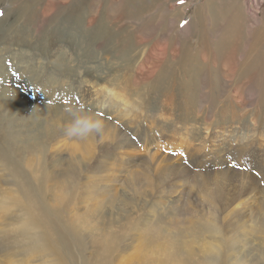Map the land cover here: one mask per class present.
<instances>
[{
  "label": "rangeland",
  "instance_id": "obj_1",
  "mask_svg": "<svg viewBox=\"0 0 264 264\" xmlns=\"http://www.w3.org/2000/svg\"><path fill=\"white\" fill-rule=\"evenodd\" d=\"M37 1L34 0V6ZM56 1L40 0L39 7L33 6L30 10L18 9V4H14L12 15L5 18L10 0H0V102L3 103L0 111L5 115L4 125L10 130L23 132V136L28 137L25 145L40 142L37 148H46L50 166L54 164L50 160L55 163L57 158L66 161L72 155L87 161L86 164L90 162L77 183L81 186L79 189L75 187L66 194L57 186L52 193L50 189L45 192L46 207L48 204L71 218L84 219L89 215L92 218L89 221L99 226L105 235L117 236V247L111 256L113 264H155L165 253L174 254V264H182L181 259L184 264H264L263 87L259 73L251 80L240 77V66L248 52L246 47L250 49L257 39L251 34L250 27L239 24L241 35L236 40L235 66L229 67L227 62L219 59L218 51L205 55L209 61L202 63L211 69L204 72L207 74L205 88L198 86L196 89L205 92L207 100L201 110L199 107L185 108V105L147 106L133 109L131 116L124 117L120 112L109 115L105 110L99 113L97 109L83 108L97 118L100 116L98 119L104 118L106 126L102 136L92 137L87 155L82 139L65 135L78 107L73 105L76 100L72 93L61 86L41 90V82H36L53 76L65 85V81L79 78L92 65L89 63L88 66L86 60H82L85 67L75 66L72 55L78 52L77 43L70 36L69 29L74 28L63 27L60 21L58 25V13L72 0L60 2L61 5L55 7L50 4ZM124 2L122 0L121 4ZM203 2L164 0L163 9L171 6L182 13L179 19L182 21H178L172 32L167 31L164 21H156L154 17L146 20L147 25L144 19H135L137 24L133 26L138 29L139 37L142 38V33L148 29L152 28L153 34L163 29L160 38L165 33L167 40L158 43L166 48L165 60L154 73L136 78L135 86L147 88L154 81L173 57L172 48L178 40V30L188 24V19ZM261 2L262 13L264 0ZM121 4L117 10L118 3L114 5V14L120 13ZM17 11H27L30 21L26 25L22 17L18 26L11 29L8 22L15 19ZM108 13L111 14V9ZM121 14L125 20L126 14L122 11ZM150 14L155 15L154 11ZM207 18L210 20L208 14ZM220 22L223 20L219 16L201 31L202 34L211 33L216 44L223 31ZM191 31L195 32L192 28ZM194 35L185 40L190 46L199 40V35ZM204 42L210 43V38ZM94 50L101 54L98 47ZM63 56L67 59L64 60ZM98 61H102L101 56L95 62ZM32 62L42 76L36 78V70L33 73L28 70L27 77L32 79V83H28L24 71ZM152 67H157L154 59L147 62L143 72ZM76 85L80 91L79 84ZM135 86L133 83L130 90L136 89ZM54 90L59 91L56 92L59 102L70 106L46 100L43 94ZM9 92L13 95L9 96ZM81 93H84L82 87ZM142 96L144 101L146 97L153 99L150 94ZM236 96L245 101L240 103ZM136 98L137 95L132 94L131 100ZM50 100L56 101L52 97ZM150 101L147 100L148 105L154 103ZM35 123L39 124L38 129L34 127ZM56 128L61 130L57 132ZM2 130L0 135L13 141L8 142L9 155H0V161L12 155L10 159L24 162L29 154L34 153L15 154L12 151L14 134ZM16 143L23 146L21 141ZM0 167V191L11 193L12 190L6 189L10 186L3 183L6 177L1 175L4 170ZM98 168L104 172L99 173ZM97 174L108 175V178L97 189L89 185L85 187V183ZM85 188H89V192ZM17 194L23 198L13 190L12 195L18 197ZM23 200L35 217L32 203ZM61 217L67 221L65 215L61 214ZM59 226L62 234L55 230V237L51 240L38 221L24 219L18 205H0V264H86L84 256L93 257L92 244L103 236L86 221L77 224L80 237ZM182 243L187 247H182Z\"/></svg>",
  "mask_w": 264,
  "mask_h": 264
},
{
  "label": "bare ground",
  "instance_id": "obj_2",
  "mask_svg": "<svg viewBox=\"0 0 264 264\" xmlns=\"http://www.w3.org/2000/svg\"><path fill=\"white\" fill-rule=\"evenodd\" d=\"M39 1L40 0H38L34 6V0H30V2L28 0H10V7L5 12L4 16L8 18V15H12V5L14 4H18V9L30 10L33 6V8L39 7ZM63 1L66 0H57L53 3L50 2V4L55 7L61 5L60 2ZM163 1L164 0H125L124 4H121L122 0H72L69 6L64 4L65 8L58 13V25L60 21L63 27H65L64 25H69L74 28L69 29L70 36L74 39L75 43H77L76 49L79 52L72 55L74 57L75 66L81 65V68L85 67L86 65L83 64L82 60H86L88 66L90 65L89 63H92V65L89 66L92 70H84L82 76L79 78H72L70 81H65V85L60 84L59 80L53 76H49L44 80L41 79V81L37 79V84L41 82V90L43 87L50 88L61 86L67 92L72 93L71 96L76 100L75 103H73L75 106L97 109L100 111L99 113L105 110V113L109 115L120 112L124 117L131 116V110L133 109L139 107L147 108V106H165V108H169L185 105V108L199 107L201 110L204 106L203 102H207V100L205 98V92L197 91L196 89L198 86L202 87V89L205 88L207 74L205 75L204 72L206 73L211 69L208 68L206 63H202V61H209L206 59L205 55H210L214 51H218L219 59L227 62L229 67L235 66L233 58L236 51V40L241 35L239 24L245 23L250 27L251 34L257 39L255 44H251L250 49L246 47L248 52L245 53V58L240 66V77L243 80H251L256 73H259L261 78L259 81L263 87L261 103L264 104V10L261 13V0H204L195 10L193 17L188 19V24L186 23L181 30H178L179 33L176 36L178 40L175 41V46L172 48L173 57H171L168 63L160 70L154 81L150 85L147 84V88L135 86L136 78L154 73L159 64L165 60L166 48L158 46V43L159 40L167 41L164 38L165 33H163L164 37L160 38L162 32H164L163 29H159L153 34V29L151 28V30L148 29L146 33H142V38L139 37L138 29L133 26L137 24L135 19H144L143 21L147 25V21L151 17H154L156 21H164L168 28L167 31H171L176 27V24L182 16L180 10L171 9V6H166L163 9ZM116 3H118L116 10L121 4L122 13L126 14L125 20L121 18V11L118 14H114L115 11L113 7ZM108 9H111L110 15ZM27 11H17L15 19L13 20L12 18V20L8 22L9 27L13 29L18 26L19 20L22 17L27 25V22L30 21L29 15L26 14ZM151 11H154L155 15H151ZM207 14L210 20H208ZM219 16L223 20V22L219 23V27L220 29L222 28L223 31L220 36V41L216 44L215 41H213L211 33L202 34L201 31L207 28V24L210 23L211 20ZM181 21L182 20L179 22ZM191 28L194 29L195 32L191 31ZM15 32L16 30L14 29L13 33ZM212 32L214 33V30H212ZM193 33L195 34L194 37L199 35V40L197 44L190 46L185 40ZM67 34H69V32ZM207 38H210V43L204 42ZM165 46H167V44H165ZM94 47H98L101 54L95 52ZM65 55H67V53H65ZM100 56L102 61L95 62ZM202 56L203 58H201ZM66 59L67 58L64 57V60ZM151 59H154V64L157 67L149 68L146 72H143V70L147 68V62ZM89 60L95 61L90 62ZM110 61L113 62L112 65ZM28 70H30V73L36 70V78L42 76L37 73V67H35L32 62L31 65H28V69L24 71L28 83H32L30 76L27 77ZM133 71L134 73H132ZM114 72L116 73L112 77ZM203 75H205V77L201 79ZM87 76H89V78H87ZM91 77L94 78L92 79L93 81L89 80ZM76 83L79 84L80 91L76 89L78 86ZM133 83L137 88L131 91L130 86ZM81 87L84 93H81ZM56 92L59 91L54 90L50 93L45 92L43 96H45L46 100L49 102L68 105V103L59 102V97ZM134 93L137 95V98L131 100L132 94ZM148 94L152 95L153 99L150 97L148 99V97H146L144 101L142 95ZM38 96L42 97V95ZM51 97L55 98L56 101L50 100ZM147 100H151L154 103L148 105ZM239 101L242 103L245 99L239 97ZM220 102L223 103V100ZM2 108L3 103L0 102V110ZM61 109L63 110V106ZM50 116L51 115L48 117ZM0 117L2 118L0 120V130H2L3 126L2 131L6 130L14 134V146L12 147V151L19 156H23L26 151L28 153L34 152L29 154L24 162L22 159H10V157H13L10 155L7 157V160L0 161V165L2 166V171L4 170V173L1 175L6 177L3 183L10 186L7 188L5 186L4 188L12 190V192L13 190L19 192L24 199L30 201L33 205V214L35 217L31 215L29 206L19 194H17L18 197H14L12 192L6 193V190L0 191L3 192L0 194V205L5 206L10 203L18 205L24 219L26 221H38L46 230L47 237L51 240L55 237V230H58L62 234V228L59 225L64 226L76 237H80L76 229L77 224H79V222L84 224L85 221L88 222L99 231L103 238L96 240L92 244L93 257L91 259L84 256L86 264H113V258L111 256L117 247V236H112L110 234H108V236L105 235L99 229V226L89 221L92 219L89 215H86L87 217L84 216V219L71 218L58 209L50 207L48 204V207H46L44 203V195L48 189H50L52 193L55 187L60 186L61 190L66 194L71 193L75 187L79 189L81 186L77 183L90 164V160L88 161L89 163L86 164L87 161H81L79 157L72 155V157L66 161L57 158L55 163L53 160H50L54 163L50 166L47 163L46 148H37L40 142L32 141L31 144L25 145L24 142L28 137L23 136V132L20 133L17 130L13 131L7 128L3 123L6 120L5 115L2 114L1 111ZM201 117L202 115H199V118ZM102 120L105 122L104 118H102ZM24 125H26V123ZM38 126V123L34 124V127L37 129ZM56 129L57 132L61 130L58 128ZM197 131H199V129H197ZM47 133H50V131L48 130ZM3 134L6 135L5 132ZM87 139H82L81 143L84 145L85 153L89 155L92 137ZM10 141L13 140L7 136L0 135V155H9L7 152H10L8 146V142ZM19 141H21L23 146L16 143ZM8 160L12 164L9 163ZM24 164L28 167L26 168ZM102 172H104V170H101L99 173ZM96 176L97 177L88 180L85 183V187L89 185L97 189L102 185V181L108 178V175L97 174ZM85 190L89 192V188H85ZM61 214L67 217L69 223L61 217ZM181 245L182 247H187L183 243ZM172 258H174L173 253H165L164 256L160 258V261L155 264H174ZM181 262L182 264L185 263L183 259H181Z\"/></svg>",
  "mask_w": 264,
  "mask_h": 264
},
{
  "label": "clouds",
  "instance_id": "obj_3",
  "mask_svg": "<svg viewBox=\"0 0 264 264\" xmlns=\"http://www.w3.org/2000/svg\"><path fill=\"white\" fill-rule=\"evenodd\" d=\"M8 95L11 96L13 93L9 92ZM105 127L103 120L96 118L91 112L85 111L81 107L73 113V119L65 129V135L75 139H87L97 135L102 136Z\"/></svg>",
  "mask_w": 264,
  "mask_h": 264
},
{
  "label": "snow or ice",
  "instance_id": "obj_4",
  "mask_svg": "<svg viewBox=\"0 0 264 264\" xmlns=\"http://www.w3.org/2000/svg\"><path fill=\"white\" fill-rule=\"evenodd\" d=\"M179 3H184V0H179ZM0 15H2V13H0Z\"/></svg>",
  "mask_w": 264,
  "mask_h": 264
}]
</instances>
